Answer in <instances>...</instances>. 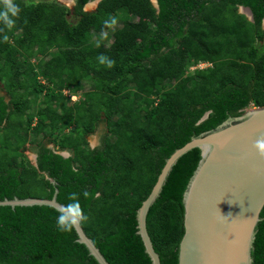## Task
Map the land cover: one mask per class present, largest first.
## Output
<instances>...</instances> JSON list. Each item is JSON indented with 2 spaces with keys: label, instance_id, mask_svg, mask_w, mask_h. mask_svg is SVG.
Segmentation results:
<instances>
[{
  "label": "trees",
  "instance_id": "16d2710c",
  "mask_svg": "<svg viewBox=\"0 0 264 264\" xmlns=\"http://www.w3.org/2000/svg\"><path fill=\"white\" fill-rule=\"evenodd\" d=\"M92 1L13 0L15 27L0 21V201L51 199L58 189L66 205L69 193L86 190L82 226L108 262L152 264L137 211L166 160L193 136L264 106V0H157L158 8L101 0L85 11ZM109 16L122 27L107 45L99 39L113 26ZM101 54L115 65H101ZM102 124L93 148L89 137ZM200 160L199 148L185 154L149 211L161 264H179L183 195ZM57 216L49 206L0 207V264H98L75 229L58 230ZM261 218L254 264H264V209Z\"/></svg>",
  "mask_w": 264,
  "mask_h": 264
},
{
  "label": "water",
  "instance_id": "95a60500",
  "mask_svg": "<svg viewBox=\"0 0 264 264\" xmlns=\"http://www.w3.org/2000/svg\"><path fill=\"white\" fill-rule=\"evenodd\" d=\"M96 1L98 6L101 0ZM152 2L158 8L157 0ZM69 4L74 6L75 0ZM240 9L254 21L250 8ZM261 137H264V106L247 108L240 116L229 117L218 127L193 136L170 155L150 195L137 211V234L152 264H161V258L148 232L149 211L174 166L196 148L201 150V160L183 195L184 235L179 245V264H254L252 251L264 209V156L254 149L255 141ZM62 155L69 157L68 152ZM34 160L36 165L35 154ZM58 193L56 189L51 199H4L0 207L49 206L58 210L64 205L58 201ZM75 231L77 242L86 246L98 264H110L82 225Z\"/></svg>",
  "mask_w": 264,
  "mask_h": 264
},
{
  "label": "clouds",
  "instance_id": "9594fccd",
  "mask_svg": "<svg viewBox=\"0 0 264 264\" xmlns=\"http://www.w3.org/2000/svg\"><path fill=\"white\" fill-rule=\"evenodd\" d=\"M94 2V1H92ZM5 5V10L0 11V21H3L6 28L11 30L16 25V20L10 17L19 18L21 8L19 5L13 3V0H3ZM87 6V5H86ZM118 22L115 16H109L105 20V24L116 25ZM4 41L8 40V36L4 35ZM98 62L101 65H105L108 68H112L115 65V60L101 54L97 57ZM207 64L205 67H208L209 63H200ZM197 67V66H196ZM203 67V68H205ZM254 149L260 156H264V137L257 139L254 143ZM83 195L85 199L88 198L89 193L85 190L83 193L71 192L68 194L67 199L70 203L66 205H61L59 207L58 216H57V227L61 232L71 233L74 229H77L80 225L87 222L88 216L85 214L81 204L80 196Z\"/></svg>",
  "mask_w": 264,
  "mask_h": 264
},
{
  "label": "rangeland",
  "instance_id": "374dc122",
  "mask_svg": "<svg viewBox=\"0 0 264 264\" xmlns=\"http://www.w3.org/2000/svg\"><path fill=\"white\" fill-rule=\"evenodd\" d=\"M34 1H40V0H34ZM155 2V0H153ZM62 3V2H61ZM94 2H91L89 3L87 6H85V11H88V12H91V11H94L96 10L97 8V4L96 5H93ZM64 4V3H63ZM99 4V3H98ZM65 5V4H64ZM66 6L70 7V4L67 2ZM73 7V6H72ZM239 12L241 14H243L241 12V9L239 8ZM245 15V14H244ZM132 20H135V18H131ZM137 20V19H136ZM122 27V22L121 21H118L116 25L114 26H111V28L103 33V34H100V39L99 41H102V42H105L107 45H110L113 41V33L115 32V30L117 28H120ZM35 63H37L35 60L33 61ZM194 69H196V66L192 67L191 68V71H193ZM65 94L66 95H70V93H68V91H65ZM0 95H5V91L3 90V85L0 83ZM72 100L73 101H76L79 99V96L78 95H72ZM249 108H255L254 106H250ZM105 131V124H102L98 131L93 134L92 136L89 137V141H90V145L93 146V147H98L101 145V142H102V136H103V133ZM33 140V139H32ZM27 155L29 156V158L35 162L34 160V154L30 151V150H27ZM64 152H62L63 154ZM69 154V153H68ZM70 156V154H69Z\"/></svg>",
  "mask_w": 264,
  "mask_h": 264
},
{
  "label": "bare ground",
  "instance_id": "6f19581e",
  "mask_svg": "<svg viewBox=\"0 0 264 264\" xmlns=\"http://www.w3.org/2000/svg\"><path fill=\"white\" fill-rule=\"evenodd\" d=\"M59 1L66 4L67 2L69 3L71 0H59ZM96 4H97V1L96 2L94 1L93 5H96ZM244 10L248 11V9L246 8H244Z\"/></svg>",
  "mask_w": 264,
  "mask_h": 264
},
{
  "label": "built area",
  "instance_id": "2783aa9c",
  "mask_svg": "<svg viewBox=\"0 0 264 264\" xmlns=\"http://www.w3.org/2000/svg\"><path fill=\"white\" fill-rule=\"evenodd\" d=\"M205 65H207V64H199L198 67L203 68V67H205ZM208 65H210V64H208Z\"/></svg>",
  "mask_w": 264,
  "mask_h": 264
},
{
  "label": "flooded vegetation",
  "instance_id": "af4514ba",
  "mask_svg": "<svg viewBox=\"0 0 264 264\" xmlns=\"http://www.w3.org/2000/svg\"><path fill=\"white\" fill-rule=\"evenodd\" d=\"M91 147H93V146H91ZM93 148H95V147H93Z\"/></svg>",
  "mask_w": 264,
  "mask_h": 264
}]
</instances>
